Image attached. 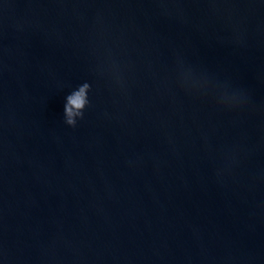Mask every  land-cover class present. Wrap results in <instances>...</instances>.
Masks as SVG:
<instances>
[{
    "label": "water",
    "instance_id": "obj_1",
    "mask_svg": "<svg viewBox=\"0 0 264 264\" xmlns=\"http://www.w3.org/2000/svg\"><path fill=\"white\" fill-rule=\"evenodd\" d=\"M0 264H264V0H0Z\"/></svg>",
    "mask_w": 264,
    "mask_h": 264
},
{
    "label": "clouds",
    "instance_id": "obj_2",
    "mask_svg": "<svg viewBox=\"0 0 264 264\" xmlns=\"http://www.w3.org/2000/svg\"><path fill=\"white\" fill-rule=\"evenodd\" d=\"M113 81L117 87L123 86L120 77L115 73L113 74ZM180 83L181 87L190 92L207 94L209 91H212V94L216 97L217 104L225 108L232 109L242 107L246 100V97L242 94L228 96L225 93H221L217 95L216 90L209 89V87H191L184 76ZM90 91L91 85L88 82H84L65 97L63 116L64 123L68 127L75 128L77 126V121L84 118V110L87 107H90V101L88 97ZM224 97H226V99H224Z\"/></svg>",
    "mask_w": 264,
    "mask_h": 264
}]
</instances>
